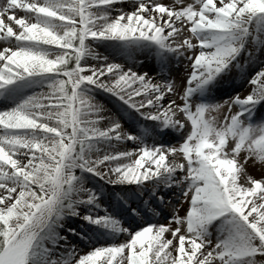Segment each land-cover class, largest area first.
Wrapping results in <instances>:
<instances>
[{
    "label": "snow or ice",
    "instance_id": "6c2138e0",
    "mask_svg": "<svg viewBox=\"0 0 264 264\" xmlns=\"http://www.w3.org/2000/svg\"><path fill=\"white\" fill-rule=\"evenodd\" d=\"M123 5L0 0V264H264V0Z\"/></svg>",
    "mask_w": 264,
    "mask_h": 264
},
{
    "label": "bare ground",
    "instance_id": "6f19581e",
    "mask_svg": "<svg viewBox=\"0 0 264 264\" xmlns=\"http://www.w3.org/2000/svg\"><path fill=\"white\" fill-rule=\"evenodd\" d=\"M161 2L167 4H172L174 2V0H161ZM117 7H121L120 4L117 5ZM124 10L125 11H131V8L128 6V0H124ZM25 13L21 10L17 11V16H21L24 15ZM14 23V22H13ZM4 47L3 44H0V49H2ZM98 51L100 52H104V48L100 47L98 48ZM107 54V53H105ZM138 60H143L144 61V65L139 67L137 70L139 71H147L149 76H152L154 79V82H160L161 77L158 76L156 73L159 71L155 59H151L149 60V58L147 56H138L137 57ZM117 62L119 63H124L123 60H118ZM89 63L91 64H96L95 60H89ZM185 65H188V67L186 68ZM259 67L256 65H253L251 67L248 68L247 72L245 73L244 76H241L238 72H236L235 70L233 71L232 77L226 79L224 82H222L219 86H218V91L216 93L217 95V99L218 100H223L226 97H231L234 96L236 94H239L241 97L247 95L252 88V85L248 82V80L250 79L251 75L254 74L255 71H258ZM191 71V67L188 61H183L181 62L180 66H179V75H185V73H190ZM177 77V71L175 69V65H173V70L171 71V74L168 76V79H174ZM103 98L104 102L106 103L107 107H111V103L108 102V97L106 94L102 93V92H98L97 95V99H101ZM169 99H176L177 103H179V99L177 97L174 96H169ZM163 103L165 105H167L168 100L165 99L163 101ZM2 107V106H0ZM195 110L194 106H193V111ZM237 109L235 108V106L233 107L232 111H236ZM224 112H227V109L223 110V114ZM105 115H107V113H105ZM261 116H264V108H261L258 113H257V119H259ZM181 119H183L187 125V129L185 134L187 133V131L191 130V123L190 121L187 120L186 117H181ZM102 127L105 126L104 124L101 125ZM124 127L127 129L128 128V124L124 123ZM165 141L169 144H176L177 143V136L176 134H171L168 137L164 138ZM133 145L131 143L127 144V145H119L117 146V150H127L132 148ZM177 159H182V157H177ZM122 162H127V161H122ZM252 173V174H251ZM250 175H252L254 178L256 179H260L261 177L258 176L257 174H255L254 172H249ZM189 207L188 202H184L183 204H181L179 206V214L181 216L186 214V211ZM172 207H165L164 208V214L165 216L170 215L172 213ZM151 222V221H150ZM160 222H166V221H160ZM80 224V221L78 219H69L67 221V226L70 227H78V225ZM69 239L73 240L74 243H77L80 245V254H83L85 252V250L90 249L88 246L83 245L80 243L79 240L71 237V235H69ZM121 239H123V237H121ZM213 241H215V237H213Z\"/></svg>",
    "mask_w": 264,
    "mask_h": 264
},
{
    "label": "rangeland",
    "instance_id": "374dc122",
    "mask_svg": "<svg viewBox=\"0 0 264 264\" xmlns=\"http://www.w3.org/2000/svg\"><path fill=\"white\" fill-rule=\"evenodd\" d=\"M220 119L223 120V111L220 114ZM247 171L249 172H254L255 174H257L260 177H264V165H253L251 163V161H249L248 165H247ZM252 174V173H251ZM90 249L85 250V252L83 254H86ZM78 258V257H77ZM258 259H261L260 257H258Z\"/></svg>",
    "mask_w": 264,
    "mask_h": 264
}]
</instances>
